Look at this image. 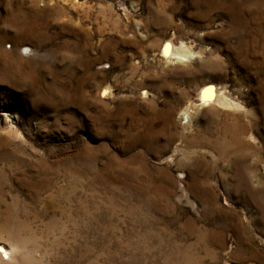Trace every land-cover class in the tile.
<instances>
[{
  "label": "rangeland",
  "instance_id": "obj_1",
  "mask_svg": "<svg viewBox=\"0 0 264 264\" xmlns=\"http://www.w3.org/2000/svg\"><path fill=\"white\" fill-rule=\"evenodd\" d=\"M0 245L264 264V0H0Z\"/></svg>",
  "mask_w": 264,
  "mask_h": 264
},
{
  "label": "bare ground",
  "instance_id": "obj_2",
  "mask_svg": "<svg viewBox=\"0 0 264 264\" xmlns=\"http://www.w3.org/2000/svg\"><path fill=\"white\" fill-rule=\"evenodd\" d=\"M163 53L174 56L175 58L179 60H185L187 59L186 57H191L190 56L191 53L188 51V49L187 50L186 49L171 50L168 44H165L163 48ZM198 95H199V99L201 100L203 104H210L212 102L218 103L222 106H229L233 104V102H231V100L228 97L224 96L222 91H220L217 87L210 85V84L204 86L199 91ZM0 248L3 249L1 251L6 252V250L3 248L2 245H0Z\"/></svg>",
  "mask_w": 264,
  "mask_h": 264
}]
</instances>
